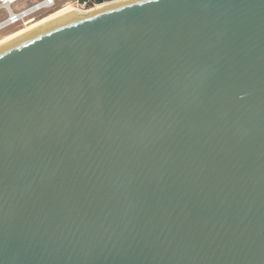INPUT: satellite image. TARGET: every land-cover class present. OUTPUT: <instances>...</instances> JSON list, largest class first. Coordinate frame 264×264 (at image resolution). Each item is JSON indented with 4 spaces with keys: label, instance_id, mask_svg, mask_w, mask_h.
Segmentation results:
<instances>
[{
    "label": "water",
    "instance_id": "obj_1",
    "mask_svg": "<svg viewBox=\"0 0 264 264\" xmlns=\"http://www.w3.org/2000/svg\"><path fill=\"white\" fill-rule=\"evenodd\" d=\"M0 49V264H264V0H122Z\"/></svg>",
    "mask_w": 264,
    "mask_h": 264
},
{
    "label": "built area",
    "instance_id": "obj_2",
    "mask_svg": "<svg viewBox=\"0 0 264 264\" xmlns=\"http://www.w3.org/2000/svg\"><path fill=\"white\" fill-rule=\"evenodd\" d=\"M114 0H0V26H24L57 8L69 4L85 12ZM2 12V13H1Z\"/></svg>",
    "mask_w": 264,
    "mask_h": 264
},
{
    "label": "bare ground",
    "instance_id": "obj_3",
    "mask_svg": "<svg viewBox=\"0 0 264 264\" xmlns=\"http://www.w3.org/2000/svg\"><path fill=\"white\" fill-rule=\"evenodd\" d=\"M119 1H122V0H114V1H110L108 3L106 2V3H103V4L93 8L91 10H87L85 12L98 10L99 8H101L103 6H107V5H110V4L119 2ZM66 6H70V7H67L64 10L60 11V12H57V13H54V14H51V15H47V17H46V15L42 16L43 18L45 17L46 19L44 21H41L40 23L31 24L28 27L19 28V29L15 30V31H13V32H11L9 34H6V35L2 36L0 38V49L4 48V47H6V46H8V45H10V44H12L14 42H17V41H19V40H21L23 38H25L26 36L32 34L33 31L45 28V27H47V26H49V25H51V24H53L55 22L62 21L64 18L75 17V16H79L80 15L78 13V10H76V8H74L72 5L67 4V5H65L63 7H66ZM55 10H58V9H55ZM79 12H81V11H79ZM1 28H2V26H0V31H2Z\"/></svg>",
    "mask_w": 264,
    "mask_h": 264
},
{
    "label": "rangeland",
    "instance_id": "obj_4",
    "mask_svg": "<svg viewBox=\"0 0 264 264\" xmlns=\"http://www.w3.org/2000/svg\"><path fill=\"white\" fill-rule=\"evenodd\" d=\"M67 7H70V6H66V7H63V8H61V9H60V8H57L58 10L50 11V12H48V13H46V14H42V16L46 15V17H47V15H51V14H54V13L60 12V11L64 10V9L67 8ZM51 12H52V13H51ZM1 13H2V12H1ZM42 16H40V18L35 19V20H33V21H29V23H27V24L24 25V26H12V27H8V28H6V29H3L2 31H0V38H1L2 36L6 35V34H9V33L13 32V31L19 29V28H22V27H28V26L31 25V24H37V23H40L41 21H44L46 18H45V17L43 18Z\"/></svg>",
    "mask_w": 264,
    "mask_h": 264
}]
</instances>
